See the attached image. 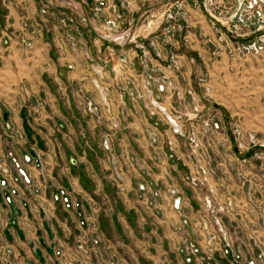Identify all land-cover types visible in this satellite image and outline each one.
<instances>
[{
	"label": "rangeland",
	"instance_id": "1",
	"mask_svg": "<svg viewBox=\"0 0 264 264\" xmlns=\"http://www.w3.org/2000/svg\"><path fill=\"white\" fill-rule=\"evenodd\" d=\"M101 1L99 8L103 14L99 21L91 18L92 0H86V13L81 14L86 19L85 29L90 30L84 34L86 48L81 58L76 57L70 51V45H67V54L83 63V78L86 79L76 89H71H74V93L78 88L81 90L80 97L88 99L94 105L95 114H87L86 105L83 111L84 101L80 103L77 97H68L71 107L67 110L71 112L73 122L65 123L59 116L62 110L60 97H0V154L3 158L7 156L9 160H38L40 164L36 165L34 175H47L48 170L50 174H59L58 162L62 159L69 169L68 174L72 175L76 172L78 159L83 155L89 157V153L96 152L100 158L104 157L101 143L105 136L110 135L112 152L117 157H128L145 163L151 158L165 159L167 150L164 145L154 150L143 147V144L153 140L155 143H164L167 137H173L163 126L157 130L150 126L155 120L140 112H145V102L137 97H183L173 104L179 112L193 116V108L198 107L197 115L186 122V125L192 126L198 133L203 145L194 154L196 159H209L218 173L230 174L229 160L251 161L250 166H234L240 175V181L233 180V183L240 189L242 208V223L236 229L235 238L233 237V248L239 256V262L235 263L230 258H220L215 254L209 263L248 264L249 259L254 257V264H264V0H257L258 5L253 9L249 8L252 0H211L212 5L207 6L211 9L213 18L207 15L203 7V3L206 1L208 4V0H197L200 6L196 8L189 6V0H108L113 1L116 13L121 16L118 28L110 32L111 37L106 34L102 18L112 14L111 5L106 0ZM176 1H182L181 9L186 11L188 26L182 22L181 29L173 37L161 38L159 33L165 24L162 19L163 11ZM57 2L55 0L56 11L61 9ZM124 3H130V6ZM256 10L261 11V17L256 16ZM193 11L201 14L208 32L194 20ZM238 15H241V22L237 20ZM42 26L51 33V47L57 51L58 39L53 35V32L59 30L57 21L51 20ZM140 41L146 45L153 41L160 53V57H156L147 47L146 67L134 46ZM195 44L198 45L196 50L192 48ZM251 44L255 45V49L245 50ZM85 54H88L93 63L97 62L101 70L87 67L91 62ZM172 57L176 64L170 66ZM71 65L72 63L68 65V70L72 69ZM93 79L99 80L98 89L92 86ZM159 80L170 83L163 92L157 89ZM85 83L99 97L90 94L85 89ZM101 97L110 99L114 121L121 131L111 132L108 129L109 118L106 120L107 114ZM130 97L134 99L131 100ZM190 97H195L196 100L192 101ZM16 111L17 119L14 118ZM120 111H124V116H121ZM3 114L7 116V123H4ZM47 115L50 117L49 125L44 122ZM76 117L83 125L82 134L68 128L69 124L73 127ZM206 122L217 125L219 130L203 134L201 125ZM79 138L84 142L83 150L77 146ZM175 140L176 154L185 156L188 151L183 146L184 139ZM48 159L58 164L53 166L51 163L52 167L49 169L50 167H46ZM158 168L162 172L163 184L148 182L150 177L147 170L141 169V173L144 175L143 181L147 182L144 184L150 190L160 188L163 192L159 206L160 203L169 202V184L177 186L182 196L191 198V190L183 186L178 178V175L185 172L184 167L178 166L177 172L166 164ZM169 176L174 182L168 179ZM92 183L88 181L87 192H91ZM59 186L56 184L49 188L50 197L57 196L60 199L57 194ZM62 186L68 192L65 197H68L69 209L63 211L59 203L55 206L58 216L66 219L68 230L65 233L67 240L71 241L77 232L76 220L78 222L82 218V211L85 214L87 211L83 208L80 213H76L73 205L75 200L82 201L84 198L73 191L71 183L66 182ZM248 190L251 193L254 191L260 213L246 211L250 200L247 198ZM112 194L115 196L113 191ZM96 199L102 203L101 197ZM103 203V208H110L109 199H105ZM191 205L197 218L200 214L198 206L194 202ZM185 210L186 207L182 213L177 214L180 220L189 219ZM153 212L155 216H163L159 209ZM102 215L103 211L98 217L99 224ZM174 226L169 230L162 229L154 220L146 218L143 228H139L140 231L131 238H126L119 230L111 235L109 229L100 227L103 237L111 240L113 246V253L101 246L103 249L100 257L109 260L114 255L113 264H195L185 260V244L190 238L187 231L174 229ZM59 233H62L61 230ZM138 238L146 241L141 249L131 242ZM66 254H74L70 246Z\"/></svg>",
	"mask_w": 264,
	"mask_h": 264
},
{
	"label": "built area",
	"instance_id": "2",
	"mask_svg": "<svg viewBox=\"0 0 264 264\" xmlns=\"http://www.w3.org/2000/svg\"><path fill=\"white\" fill-rule=\"evenodd\" d=\"M37 5V17L39 22L26 21L22 23V28L34 34L40 30L45 23L51 20H56L58 24V31L53 32L54 37L58 39L57 52L60 55L67 53V45H70V51L79 58H81L84 51V34L89 33L86 30V19L83 15L71 7L70 3H66L61 9L57 11L54 9L55 0H35ZM99 1L92 0L93 8H91V18L99 21L101 9L99 8ZM111 5L112 14L106 15L103 18L104 27L107 31L108 37L115 28H118L120 14L116 13L115 4L113 1L106 0ZM103 2V1H101ZM203 3V7L207 15L213 18L210 13L211 9L208 6L212 5L211 0ZM182 1L173 2L163 11V24L159 37L170 38L173 37L177 30L182 27V22H185L186 11L181 9ZM130 6V3H124ZM121 4V6H124ZM208 5V6H207ZM258 5L257 0H252L249 3V8L253 9ZM190 7H199L200 3L197 0H189ZM67 9V10H66ZM55 10V11H54ZM57 12V13H56ZM257 17H261V11L256 10ZM237 20L242 21L241 15H238ZM132 21V19H131ZM210 21V19L208 20ZM181 22V23H180ZM92 32V31H91ZM94 32V31H93ZM128 37V36H127ZM10 36L0 25V42L7 45ZM124 40V38H123ZM108 46V45H107ZM135 48L139 52V59L144 67H146L145 58L147 55V47L150 48L156 55L160 57L159 50L151 41L147 45L140 41L135 43ZM255 49V45L251 44L245 50ZM85 57L91 62L87 67L100 69L98 63H93L88 54ZM86 60V61H88ZM80 62V61H79ZM82 65L83 63L80 62ZM87 63V62H86ZM104 64V63H103ZM176 62L171 59V65ZM168 65V66H169ZM71 67V66H70ZM71 69V68H70ZM101 70V69H100ZM100 72L99 70L97 71ZM99 80L93 79L91 84L98 89ZM170 83L159 80L157 89L159 92L166 90ZM78 99L84 101L83 111L88 114H95L94 105L88 99H82L78 88L76 91ZM133 100V97H130ZM145 102L143 108L149 118H154L155 122L150 124L155 130L159 127H165L173 137H167L164 143H155L154 140L143 144V147L151 149H159V146L165 147V159H150L149 162L155 168L166 164L172 168L174 172L178 171V166L185 168V172L178 175L179 181L191 190L192 196L190 199L182 196L177 186L173 184L167 185V194L169 196L168 206L175 214L183 212L185 207L192 208L191 203L194 202L198 206L199 216L195 220L183 218L174 229L186 230L189 235V240L186 241L185 250L186 262H195V264H210L213 256L217 254L220 258H230L235 263L239 262V256L233 248V239L236 236V229L242 223L240 213L241 197L239 195V187L233 183V180L240 181V175L237 174L236 165L250 166L251 161L248 159L240 161L238 159L229 160V171L232 173H218L213 168L209 159H196L194 154L203 148V145L198 137V133L193 127L186 125L188 120H192L197 115L198 107H194L195 114L193 116L181 113L173 105L175 101H180L183 97H137ZM195 101V97H190ZM105 106L107 118L109 121L108 129L111 132L121 131L120 126L114 121V114L112 113V105L108 97H101ZM88 102V103H87ZM87 103V104H86ZM81 105V104H80ZM124 108V107H123ZM121 116H124V111H120ZM4 123H7V118L3 117ZM202 133H209L219 130L217 125H210L208 122L201 125ZM209 131V132H208ZM184 139V147L187 148L185 156H178L176 150V140ZM112 137L105 136L101 143V150L104 157L102 160V178L97 180L95 177H90L89 182L93 184L91 192H86L82 196V201L75 200L73 204L76 208V213L86 209L87 215L82 211V218L76 220L74 234L72 240H67L65 231L61 229L59 217L55 204H61L63 211H68L69 203L67 190L60 185L57 189V196L50 197L48 193L50 188L49 177L45 174L34 175L33 171L38 160H9L7 156L3 158L0 154V264H113L114 255L109 260L101 259L100 251L104 249L110 250L112 242L103 237L100 232L99 215L103 208V202L107 200V186L112 189L119 199L126 194L124 187V180L129 178L135 179L140 184L135 189L136 205L132 207L135 214H141L144 210L154 211L159 209V202L162 201V191L159 188L150 190L147 182H144V175L141 169H137L140 160L130 159L128 157H117L112 152ZM145 162V161H144ZM163 162V163H162ZM134 172L131 174V172ZM148 175V174H147ZM168 179L174 182L170 176ZM171 181V182H172ZM88 183V181H86ZM85 182V186L88 187ZM148 193L150 196H148ZM250 198L247 204L246 211L248 213H260L258 207V200L254 196V191L246 192ZM245 193V194H246ZM97 197H101L102 203L97 202ZM100 200V199H99ZM192 200V202H191ZM254 206L255 208H253ZM80 213V212H79ZM233 229V230H232ZM61 230V234L59 233ZM234 237V238H233ZM71 242V243H70ZM132 244L141 249L144 247L146 241L142 239H132ZM68 246L73 250L74 254H66ZM110 247V248H109ZM259 258V256H258ZM256 258L249 259L248 264H254ZM103 262V263H102ZM233 264V263H231Z\"/></svg>",
	"mask_w": 264,
	"mask_h": 264
},
{
	"label": "crops",
	"instance_id": "3",
	"mask_svg": "<svg viewBox=\"0 0 264 264\" xmlns=\"http://www.w3.org/2000/svg\"><path fill=\"white\" fill-rule=\"evenodd\" d=\"M57 1L59 8L63 7L66 3H70L77 13H86V0ZM136 1L144 2L145 0ZM192 14L197 24L200 27H204L207 31L208 29L204 26L203 19H201V14L196 13V11H193ZM26 21L39 22L35 0H0V25L10 36L7 45H3L0 42V97H60L62 110L59 116L63 122L67 123L69 121L71 123L73 122L71 121L72 114L67 110V108L71 107L68 97H78L74 93V89L72 90L71 88L76 89L81 81L86 80L83 78V65L79 60L67 53L63 56L57 53L51 47V33L43 29V27L34 34L25 31L22 28V23ZM207 32L206 34H208ZM192 48L196 50L198 49V45L195 44ZM71 63L72 69L68 70V65ZM85 89L95 97H99L90 88L89 84L85 83ZM17 114V111L16 113L14 112V118L16 119L18 118ZM3 117L7 118L6 114H3ZM48 119H50L49 115L45 116L44 122L49 125L50 121ZM72 124L73 127L69 124L70 127L68 128L82 134L83 125L80 119L76 117ZM81 140L82 138H79L77 146L80 150H83L84 142L82 143ZM128 146L130 147V142ZM47 161L46 167H50L49 169L52 167L51 163L53 166L59 163L58 165L60 166L59 174H50L48 170L47 176L49 177L50 187L69 182L73 191L79 197L86 194L87 187L85 186V182L89 181L90 177H95L97 180H101L102 178V160L96 152L89 153V157L83 155V157L78 159L75 165L76 172L72 175L68 174L69 169L62 159H59V162L57 160L58 163L52 162L51 159ZM137 169H145L149 172L148 176L150 178H148V182L163 184L161 169L155 168L151 162L145 163L140 161ZM132 173L134 172L132 171ZM138 184L139 181L135 179L129 177L125 179L124 187L126 194L119 200L107 186L106 194L107 200L109 199L110 208L103 212L104 215L100 219V227L105 230L109 229L108 231L111 235H114L119 230L126 238H131L140 231L139 228H143L146 218L154 220L157 225L166 230L179 224V215L175 214L164 203H160L161 205L158 207L161 213H163L161 217L155 216L154 212L150 210H144L139 215L135 214L132 207L137 202L135 201V189ZM186 195L189 196L187 193ZM184 212L189 219L196 218L197 214H194L189 207H186ZM62 217L64 216L62 215ZM58 219L61 229L67 231L66 219L61 217Z\"/></svg>",
	"mask_w": 264,
	"mask_h": 264
},
{
	"label": "water",
	"instance_id": "4",
	"mask_svg": "<svg viewBox=\"0 0 264 264\" xmlns=\"http://www.w3.org/2000/svg\"><path fill=\"white\" fill-rule=\"evenodd\" d=\"M5 116V115H4Z\"/></svg>",
	"mask_w": 264,
	"mask_h": 264
}]
</instances>
